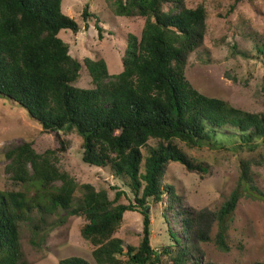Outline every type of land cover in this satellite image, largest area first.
I'll list each match as a JSON object with an SVG mask.
<instances>
[{
	"label": "trees",
	"instance_id": "16d2710c",
	"mask_svg": "<svg viewBox=\"0 0 264 264\" xmlns=\"http://www.w3.org/2000/svg\"><path fill=\"white\" fill-rule=\"evenodd\" d=\"M243 1L232 0L228 12ZM61 4L62 0H0V96L24 108L44 132L74 129L82 140L81 160L109 167L129 188L132 200L119 203L122 192L117 187L111 188L115 193L110 198L107 189L78 185L59 169L56 153L66 150L62 139L58 138L59 148L43 153L30 141L11 147L4 153V171L19 189H0V264H28L19 240L21 224L36 211L39 226L44 215L59 209L80 219L79 234L93 247L95 264H186L198 250L184 242L190 236V212L176 209L180 232L168 223L169 243L154 249L150 242L146 206L161 203L167 195L166 210L173 216L172 207L180 201L173 186L163 184L167 164L198 168L181 145L217 148L228 138L250 152L264 147V114L206 96L186 78L188 54L205 33L208 12L203 2L190 7L185 0H111L114 15L141 22L139 35H126L122 70L116 74L108 72L99 56L80 63L70 55L68 43L58 34L75 33L79 24ZM89 16L93 14L85 5L82 20ZM97 29L100 33L101 27ZM82 68L90 87L75 85ZM222 129L237 133L224 134ZM249 164L239 161L236 185L219 209V223L242 196L264 200ZM128 211L141 213L142 229L136 245L124 246L115 234ZM35 226L32 230L40 229ZM58 264L91 263L70 256Z\"/></svg>",
	"mask_w": 264,
	"mask_h": 264
},
{
	"label": "rangeland",
	"instance_id": "374dc122",
	"mask_svg": "<svg viewBox=\"0 0 264 264\" xmlns=\"http://www.w3.org/2000/svg\"><path fill=\"white\" fill-rule=\"evenodd\" d=\"M203 2L207 8L202 42L188 54L185 76L193 87L209 97L224 99L243 111L264 114V0H244L234 11L228 12L232 0H185L194 7ZM93 16L84 22V6ZM62 10L76 19L79 30H61L59 37L69 45V53L82 63L85 57L99 56L106 61L110 74L122 70L121 56L127 33L139 35V19L113 14L111 0H62ZM98 27H101L99 33ZM101 35V36H100ZM259 50V51H258ZM87 88L91 81L84 68L75 84ZM224 134L237 133L222 129ZM65 141L66 150L57 152L56 165L66 171L78 185L90 183L96 190L105 188L113 198L117 187L122 192L119 203L132 200V193L123 182L115 178L109 167L88 165L81 160L82 140L74 129L44 132L18 104H10L0 96V189H19L4 171V153L24 141L32 142L38 153L59 148V139ZM217 148L201 145L181 148L198 168L187 170L177 162L166 166L163 184L173 186L180 201L173 208V216L166 210L167 195L158 204L149 202L150 242L154 249L172 239L167 232L168 223L179 233L177 210L192 214L187 246L198 248L195 258L186 264H264V200L242 196L234 211L222 223L219 209L229 198L239 174V161H250L249 168L256 187L264 191V147L250 152L237 148L238 140L224 138ZM152 143V142H150ZM262 161V162H261ZM165 216V217H164ZM38 213L33 211L29 221L20 227V244L28 264H58L62 258L80 256L95 264L93 247L79 234L77 215L59 209L43 217L37 225ZM32 224L39 227L32 230ZM142 229L140 212L123 214L116 237L123 245H136ZM179 236V235H177ZM126 259V256H122Z\"/></svg>",
	"mask_w": 264,
	"mask_h": 264
},
{
	"label": "water",
	"instance_id": "95a60500",
	"mask_svg": "<svg viewBox=\"0 0 264 264\" xmlns=\"http://www.w3.org/2000/svg\"><path fill=\"white\" fill-rule=\"evenodd\" d=\"M146 212H148V210H146Z\"/></svg>",
	"mask_w": 264,
	"mask_h": 264
}]
</instances>
